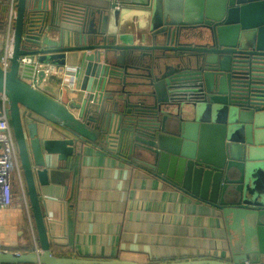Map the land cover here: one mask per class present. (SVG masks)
I'll use <instances>...</instances> for the list:
<instances>
[{
    "label": "water",
    "instance_id": "obj_1",
    "mask_svg": "<svg viewBox=\"0 0 264 264\" xmlns=\"http://www.w3.org/2000/svg\"><path fill=\"white\" fill-rule=\"evenodd\" d=\"M169 1L18 0L0 94L42 253L2 251L0 264H137L52 253L37 182L47 186L49 169L70 162L79 143L126 154L218 209L238 237L228 254L160 264H264V0H194L184 14ZM129 6L151 12L146 45L117 42L115 25ZM74 52H84L78 115L40 90L47 74L39 66H65ZM23 58L32 62L22 65ZM27 113L60 138L49 130L41 136Z\"/></svg>",
    "mask_w": 264,
    "mask_h": 264
},
{
    "label": "crops",
    "instance_id": "obj_2",
    "mask_svg": "<svg viewBox=\"0 0 264 264\" xmlns=\"http://www.w3.org/2000/svg\"><path fill=\"white\" fill-rule=\"evenodd\" d=\"M5 2L9 13V0H0V15L7 17V23ZM169 2L171 6L175 3L176 10L181 8L182 14L195 4L194 0ZM127 10L126 17L115 25L120 31L118 44L146 45L151 12L132 6ZM0 23L1 55L7 24L3 28ZM189 41L200 43L190 37ZM83 53H68L65 66L46 65L44 69H50V73L40 87L61 104L74 105L72 112L76 115L86 98L81 89L83 78L79 77ZM66 68L77 70L75 80L70 82L60 73ZM90 111H96V106L92 104ZM26 117L29 123L38 122L41 136L49 130L52 137L60 138L52 132L53 126L38 116L27 113ZM125 155L101 143H79L70 162L49 169L47 186L37 182L55 255L69 252L78 258L160 264L228 254L230 242L238 237L228 231L218 209L160 181ZM23 203L16 198L13 207L0 209L2 251L31 253L39 246L31 207ZM241 235L244 237L242 229Z\"/></svg>",
    "mask_w": 264,
    "mask_h": 264
},
{
    "label": "built area",
    "instance_id": "obj_3",
    "mask_svg": "<svg viewBox=\"0 0 264 264\" xmlns=\"http://www.w3.org/2000/svg\"><path fill=\"white\" fill-rule=\"evenodd\" d=\"M17 3L18 0H9L5 48L0 55V66L4 70H8L11 66L10 60L13 55ZM31 62L32 59H22V65ZM45 71L46 74L49 75L50 69L46 68ZM60 73L66 76L70 82L75 80L77 76V70L72 68L60 70ZM16 198L23 201V205L29 208L30 204L28 203L26 180L19 157L17 143L10 123L9 102L4 95L0 94V209H9L13 207ZM33 235L35 236V232ZM0 252H2V250H0ZM34 252L38 255L42 253L40 247L37 245Z\"/></svg>",
    "mask_w": 264,
    "mask_h": 264
},
{
    "label": "trees",
    "instance_id": "obj_4",
    "mask_svg": "<svg viewBox=\"0 0 264 264\" xmlns=\"http://www.w3.org/2000/svg\"><path fill=\"white\" fill-rule=\"evenodd\" d=\"M3 12L5 13V15H7L8 14V2H5L4 3V7H3ZM6 19H7V17L4 19V17H2L1 15H0V22H3V28L6 26ZM6 23V24H5ZM1 24V23H0ZM37 241H38V238H37ZM27 253H30V252H25V254H27ZM52 253H53V245H52ZM53 255L54 256H57V255H55L54 253H53ZM62 256H60V257H73L72 255H70V253L69 252H67V253H63V254H61ZM57 257H59V256H57Z\"/></svg>",
    "mask_w": 264,
    "mask_h": 264
}]
</instances>
